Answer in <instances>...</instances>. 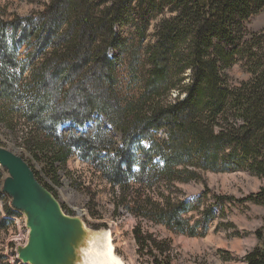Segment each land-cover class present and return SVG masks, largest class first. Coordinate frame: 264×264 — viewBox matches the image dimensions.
I'll return each mask as SVG.
<instances>
[{
	"label": "trees",
	"instance_id": "16d2710c",
	"mask_svg": "<svg viewBox=\"0 0 264 264\" xmlns=\"http://www.w3.org/2000/svg\"><path fill=\"white\" fill-rule=\"evenodd\" d=\"M126 2L130 7L133 0L113 2L99 17L84 0H56L43 12L33 37L31 20L15 26L0 18V123L11 126L12 116L23 122L18 139L31 148L41 170L28 163L53 193L61 171L69 173L68 161L77 155L101 173L127 211L196 235L200 224L208 228L213 213L191 225L184 217L191 203L171 197L157 201L153 193L159 183L176 186L196 179L197 167H245L264 176V57L261 40L247 27L264 9V0H165L173 16L162 22L156 44L147 50L148 78L139 93L123 96L110 50L121 46L114 26ZM25 40L28 52L22 58L19 48ZM242 59L253 77L233 85L226 70ZM186 69L191 73L185 75ZM173 90H179L174 99ZM68 98L83 107L59 111ZM93 115L121 138L111 137L102 123L89 133L57 130L67 118L84 123ZM158 130L165 136L157 137ZM136 140L151 144L136 148ZM254 198L264 202V188ZM6 211L9 217L0 219V228L16 213L10 207ZM134 235L140 254L147 249L159 263L173 264L166 240L154 239L141 224ZM256 235L258 244L244 257L247 264H264V233ZM0 264H10L1 251Z\"/></svg>",
	"mask_w": 264,
	"mask_h": 264
},
{
	"label": "rangeland",
	"instance_id": "374dc122",
	"mask_svg": "<svg viewBox=\"0 0 264 264\" xmlns=\"http://www.w3.org/2000/svg\"><path fill=\"white\" fill-rule=\"evenodd\" d=\"M54 1L56 0H0V18L14 23L15 26L31 20L34 24L30 26L29 31H32L33 37L43 12ZM75 1L77 4L81 2ZM84 1L94 8L95 16L100 17L103 16L101 11L105 10V7L122 0H111L105 6H99V0ZM162 4L165 7H162ZM121 6L126 9L125 14L114 26L116 38L121 46L111 49L110 54L116 58L117 83L124 96L137 94L143 89L148 78L147 71L151 68L147 62L145 63L147 50L156 44L157 32L162 29V22L173 16V13L168 11L169 5L165 0H156L155 5H152V0L143 2L133 0L130 7L127 2ZM70 24L71 21L65 24L64 30L69 28ZM247 27L257 34L254 39L261 40L259 53L264 57V9L250 19ZM17 36H20L19 32ZM55 39L53 37L51 41ZM28 45V40H25L19 48L22 58L28 52ZM30 46L36 49V45ZM246 60L237 61L226 70L233 85H239L253 77ZM190 73V69H186L185 75ZM189 81L190 79H187L184 84L188 85ZM178 92L179 90H173L171 98H176ZM61 103L59 111L66 109L65 107H83L81 101L72 104L71 98ZM12 118L14 120H11V126L0 123V146L16 150L27 162H31L35 170H41V165L33 160L31 148L24 144L23 138L18 139L22 134L21 130L24 129L23 122L19 121L17 116ZM100 118L105 120L103 116ZM98 123L104 124L114 139L121 138L111 124L99 122L95 115L84 123L67 118L58 125L57 130L64 135L70 132L89 133ZM164 133L163 130L155 131L159 138L164 137ZM140 144L149 148L151 143L148 141L138 143L136 140L135 147ZM140 155L138 152V156ZM67 166L69 173L62 170L61 184L54 185V194L64 211L70 216H77L81 212L87 226L95 231L110 230L118 247V254L126 264H161L147 249L142 254L137 251L134 229L139 224L145 232L153 235L154 239L158 241L164 239L169 243L173 264H247L244 257L258 244L257 231L261 230L264 233V202L254 198L264 188V176L253 173L248 168L233 166L222 168L219 165L220 169L213 170L197 167L196 179L178 182L176 186L164 182L155 187L153 196L157 201L162 199L165 202L171 197L174 201L185 200L191 203V211L184 215L191 225L204 221L213 213L214 216L206 230L200 224L197 234L190 235L175 232L164 224L139 219L127 211L112 193L111 185L102 178L101 173H95L93 167L77 155L69 159ZM7 175L8 172L0 167V190L3 189ZM0 201L2 202L0 219L7 218L9 215L6 207H12V198L5 193L0 196ZM10 218L13 221L6 222L5 227L0 228V251L10 264H27L18 258L17 253L18 246L24 245L28 240L29 229L26 226L25 215L17 211ZM94 224L95 227L92 226Z\"/></svg>",
	"mask_w": 264,
	"mask_h": 264
},
{
	"label": "water",
	"instance_id": "95a60500",
	"mask_svg": "<svg viewBox=\"0 0 264 264\" xmlns=\"http://www.w3.org/2000/svg\"><path fill=\"white\" fill-rule=\"evenodd\" d=\"M0 166L8 171L3 191L12 198L14 209L24 213L29 229L27 242L17 248L18 258L27 264H78L95 231L81 212L66 214L55 194L16 150L0 146Z\"/></svg>",
	"mask_w": 264,
	"mask_h": 264
},
{
	"label": "bare ground",
	"instance_id": "6f19581e",
	"mask_svg": "<svg viewBox=\"0 0 264 264\" xmlns=\"http://www.w3.org/2000/svg\"><path fill=\"white\" fill-rule=\"evenodd\" d=\"M81 256L78 264H126L118 254V247L110 230L92 232Z\"/></svg>",
	"mask_w": 264,
	"mask_h": 264
}]
</instances>
